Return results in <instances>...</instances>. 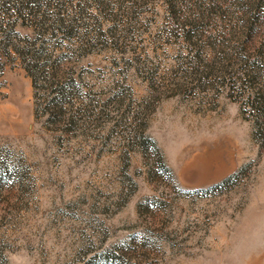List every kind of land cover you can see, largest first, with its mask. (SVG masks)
I'll use <instances>...</instances> for the list:
<instances>
[{
    "label": "rangeland",
    "instance_id": "rangeland-1",
    "mask_svg": "<svg viewBox=\"0 0 264 264\" xmlns=\"http://www.w3.org/2000/svg\"><path fill=\"white\" fill-rule=\"evenodd\" d=\"M0 264H264V0H0Z\"/></svg>",
    "mask_w": 264,
    "mask_h": 264
},
{
    "label": "trees",
    "instance_id": "trees-1",
    "mask_svg": "<svg viewBox=\"0 0 264 264\" xmlns=\"http://www.w3.org/2000/svg\"><path fill=\"white\" fill-rule=\"evenodd\" d=\"M21 54L23 55V59H25L26 58V54H24V52H21Z\"/></svg>",
    "mask_w": 264,
    "mask_h": 264
}]
</instances>
